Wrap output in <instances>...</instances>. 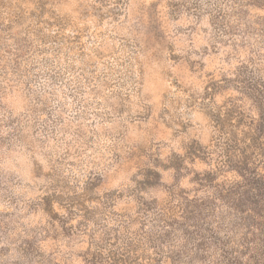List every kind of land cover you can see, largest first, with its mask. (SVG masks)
Here are the masks:
<instances>
[{"label": "rangeland", "instance_id": "obj_1", "mask_svg": "<svg viewBox=\"0 0 264 264\" xmlns=\"http://www.w3.org/2000/svg\"><path fill=\"white\" fill-rule=\"evenodd\" d=\"M261 216L264 0H0V264L247 262Z\"/></svg>", "mask_w": 264, "mask_h": 264}, {"label": "trees", "instance_id": "obj_2", "mask_svg": "<svg viewBox=\"0 0 264 264\" xmlns=\"http://www.w3.org/2000/svg\"><path fill=\"white\" fill-rule=\"evenodd\" d=\"M241 213H244L246 209L240 207ZM191 211L190 213H192ZM206 217V215H205ZM264 217V216H261ZM243 219V217H242ZM245 220V219H244ZM264 221V219H262ZM256 224V225H255ZM248 230L250 229H259L260 235L264 237V222L263 223H254L246 225ZM247 235H244L246 237ZM251 240L242 239L240 242H235L234 247H229V240L221 242L219 247H215V252H219V257L214 261H210L208 264H264V239L261 240V244L256 247L255 251L249 256L247 262L242 260V256L250 250ZM207 248V247H204ZM241 249V250H240ZM205 250V249H204ZM203 250V252H204ZM246 251V252H245Z\"/></svg>", "mask_w": 264, "mask_h": 264}]
</instances>
